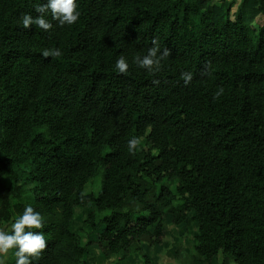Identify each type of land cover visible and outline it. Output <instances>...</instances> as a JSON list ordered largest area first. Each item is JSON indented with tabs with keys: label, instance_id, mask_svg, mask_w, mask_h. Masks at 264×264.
<instances>
[{
	"label": "trees",
	"instance_id": "1",
	"mask_svg": "<svg viewBox=\"0 0 264 264\" xmlns=\"http://www.w3.org/2000/svg\"><path fill=\"white\" fill-rule=\"evenodd\" d=\"M46 2L0 0V230L31 205L33 264H86L89 247L152 264L169 213L197 224L191 264H264V0H78L76 23L24 29ZM153 39L170 54L150 72L134 57ZM77 208L97 243L71 230Z\"/></svg>",
	"mask_w": 264,
	"mask_h": 264
},
{
	"label": "clouds",
	"instance_id": "2",
	"mask_svg": "<svg viewBox=\"0 0 264 264\" xmlns=\"http://www.w3.org/2000/svg\"><path fill=\"white\" fill-rule=\"evenodd\" d=\"M34 10L39 13V16L34 18L31 14L22 15L20 22L24 29H28L30 25L39 27L44 31L52 29V23L46 19L48 12L51 13L54 20L58 21L60 26L72 25L80 17L78 0H47L46 3L38 4ZM169 54L167 49L161 51L157 41L153 39L152 47L147 49L146 54L135 56L134 63L147 71H158L161 61ZM41 55L44 58H55L60 56L61 52L59 49H45ZM115 69L121 74L128 72L129 62L123 55L117 58ZM181 77L185 85L192 81L191 72H183ZM222 93L223 88L216 92L215 96ZM138 142V138L128 140L129 150H134ZM43 226V218L40 212L34 210L31 205H26L22 214L11 224L10 231L0 230V264H5V258L10 251H14L15 264H33L34 261L38 260L46 248V240L43 232L33 230L42 229Z\"/></svg>",
	"mask_w": 264,
	"mask_h": 264
},
{
	"label": "rangeland",
	"instance_id": "3",
	"mask_svg": "<svg viewBox=\"0 0 264 264\" xmlns=\"http://www.w3.org/2000/svg\"><path fill=\"white\" fill-rule=\"evenodd\" d=\"M217 5H220L221 0H211ZM238 4L240 0H235ZM237 5L233 7V11ZM102 175H99L95 180L88 184L84 192L86 194L97 193L101 190ZM164 185L172 190L177 186L175 180H166ZM91 207L88 208L90 210ZM193 213L190 214V217ZM86 217V211L82 209H75V219L71 224V230L82 237L83 244L88 240L97 243L99 240L100 232L93 233L91 230L84 226L83 222ZM173 217L169 213L164 214V238L160 245L149 246L144 244L143 249L152 264H191L190 257L193 254V245L195 237L198 232L197 224L191 223L190 225L176 226L172 222ZM5 230V229H3ZM7 230V229H6ZM90 254L88 255L86 264H115L113 258L105 259L103 254L97 247H89ZM14 260V251H10L6 258L5 264H12ZM222 257L219 256L215 259L214 264H221ZM127 264H144L138 255L132 256Z\"/></svg>",
	"mask_w": 264,
	"mask_h": 264
},
{
	"label": "crops",
	"instance_id": "4",
	"mask_svg": "<svg viewBox=\"0 0 264 264\" xmlns=\"http://www.w3.org/2000/svg\"><path fill=\"white\" fill-rule=\"evenodd\" d=\"M110 258H113V259L115 260V263H116V260H117V258H116V257L112 256V257H110Z\"/></svg>",
	"mask_w": 264,
	"mask_h": 264
}]
</instances>
